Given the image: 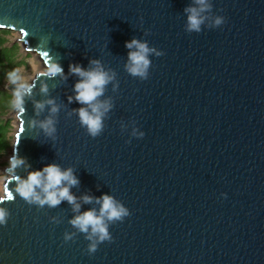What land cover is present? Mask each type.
<instances>
[{
    "label": "water",
    "instance_id": "1",
    "mask_svg": "<svg viewBox=\"0 0 264 264\" xmlns=\"http://www.w3.org/2000/svg\"><path fill=\"white\" fill-rule=\"evenodd\" d=\"M207 2L201 31L189 32L195 0H0V29L18 30L47 67H63L35 74L24 111L15 109L10 158L25 163L5 170L0 264H264V0ZM134 37L162 53L150 54L146 80L125 67ZM94 59L115 73L98 98L112 107L96 137L80 124V77L69 73ZM49 117L52 135L40 126ZM51 163L78 177L70 191L79 212L98 211L106 193L130 210L108 222L113 238L95 253L67 200L40 207L16 191Z\"/></svg>",
    "mask_w": 264,
    "mask_h": 264
},
{
    "label": "clouds",
    "instance_id": "2",
    "mask_svg": "<svg viewBox=\"0 0 264 264\" xmlns=\"http://www.w3.org/2000/svg\"><path fill=\"white\" fill-rule=\"evenodd\" d=\"M195 5L198 6L185 8V12L188 13L187 30L189 32L201 31V25L207 18L204 13L212 7L207 0H195ZM223 22V17L215 19L217 26ZM125 46L130 50L128 63L125 65L127 72L133 77L146 80L152 65L150 54L155 53L159 57L162 53L154 47H150L147 41H141L135 37L127 41ZM90 65H94V67L86 69L80 64L72 63L69 65V73L80 77L74 86V99L82 105L75 110L78 112L80 124L86 128L90 136L96 137L102 133L104 129L103 118L112 107L109 101H100L98 98L103 95L106 85L115 78V73L109 74V71L105 70L99 60L90 61ZM48 73L52 76L63 73V67L58 61H53L48 67ZM7 78L11 84L18 85L13 90V107L23 112L24 96L30 94L31 87L26 82L21 81L19 69H13ZM72 99L73 97H69L70 101ZM48 103L53 105L51 108L53 113L58 111V107L53 101L49 100ZM43 106L42 102L37 104L38 108ZM40 126L49 135L56 132L55 121L51 117L42 121ZM133 134H136L135 131ZM139 136L143 137L144 133H139ZM13 159H18V167L25 163V158L19 157L18 154L10 158L11 164ZM78 183L79 179L72 168L62 169L60 165L51 163L42 169L31 170L26 177L19 179L16 191L29 204H37L40 207L44 205L56 207L62 201L67 200L73 205L74 211L78 213L71 219V225L79 232L86 234V239L90 241L88 252L95 253L100 243L106 240L110 241L113 238L109 231L108 222L123 221L125 217L130 215V210L114 195L106 193L102 197L95 198L100 204L98 211L91 208L79 212L80 204L77 203V197L70 191L71 187ZM93 199L89 195L83 196L85 203H90ZM9 216V209L0 207V225L7 224ZM73 236V233H65L64 239L65 241L73 240Z\"/></svg>",
    "mask_w": 264,
    "mask_h": 264
},
{
    "label": "rangeland",
    "instance_id": "3",
    "mask_svg": "<svg viewBox=\"0 0 264 264\" xmlns=\"http://www.w3.org/2000/svg\"><path fill=\"white\" fill-rule=\"evenodd\" d=\"M4 33L0 36L2 37L1 51L5 59L7 67L5 68V74L3 75L4 87L8 88L11 84L8 81V74L13 69L20 70L21 81L30 84L34 79L35 74L39 72H48V67L44 65L43 60L40 58L38 52L29 51L25 48L18 30L2 29ZM12 64V65H11ZM14 64V65H13ZM5 65V66H6ZM2 66L0 64V74L2 73ZM18 87L17 84H13ZM12 98L6 94H0V108L2 112L0 113V122L4 125V144L0 142V180L8 177L7 172H5L6 167L9 166L10 157L12 156L13 145L15 141V134L18 130V117L17 111L13 107V92ZM2 139H0L1 141ZM11 155V156H10ZM4 184L0 182V196L3 193Z\"/></svg>",
    "mask_w": 264,
    "mask_h": 264
},
{
    "label": "trees",
    "instance_id": "4",
    "mask_svg": "<svg viewBox=\"0 0 264 264\" xmlns=\"http://www.w3.org/2000/svg\"><path fill=\"white\" fill-rule=\"evenodd\" d=\"M2 33H4V30H2V29H0V35L2 34ZM3 42H2V37L0 36V46H1V44H2ZM5 59L6 58H4V56H3V53H2V51H1V47H0V64H1V66H2V73L0 74V94L1 93H6L9 97H10V99L12 98V93L10 92V90L8 89V88H5L4 87V82H3V75L5 74V68L7 67V65H6V63H5ZM6 65V66H5ZM12 65V64H11ZM14 65V64H13ZM2 112V109L0 108V113ZM3 129H4V125L0 122V139H2L0 142L2 143V144H4L3 142H4V131H3ZM2 144L0 145V146H2Z\"/></svg>",
    "mask_w": 264,
    "mask_h": 264
},
{
    "label": "bare ground",
    "instance_id": "5",
    "mask_svg": "<svg viewBox=\"0 0 264 264\" xmlns=\"http://www.w3.org/2000/svg\"><path fill=\"white\" fill-rule=\"evenodd\" d=\"M42 62H44V61H42ZM43 64L45 65V62H44ZM10 156H11V155H10ZM5 180H6L5 177H3V178L0 180V182H1L2 185L5 183Z\"/></svg>",
    "mask_w": 264,
    "mask_h": 264
},
{
    "label": "snow or ice",
    "instance_id": "6",
    "mask_svg": "<svg viewBox=\"0 0 264 264\" xmlns=\"http://www.w3.org/2000/svg\"><path fill=\"white\" fill-rule=\"evenodd\" d=\"M21 131H23V128H21Z\"/></svg>",
    "mask_w": 264,
    "mask_h": 264
}]
</instances>
